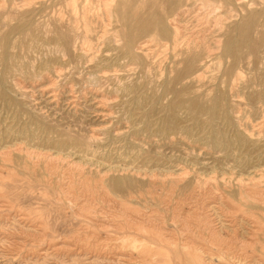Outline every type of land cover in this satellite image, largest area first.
I'll return each mask as SVG.
<instances>
[{
	"label": "rangeland",
	"instance_id": "rangeland-1",
	"mask_svg": "<svg viewBox=\"0 0 264 264\" xmlns=\"http://www.w3.org/2000/svg\"><path fill=\"white\" fill-rule=\"evenodd\" d=\"M200 1L0 0V264H264L239 221L264 215L239 197L264 198V0L174 43Z\"/></svg>",
	"mask_w": 264,
	"mask_h": 264
},
{
	"label": "bare ground",
	"instance_id": "bare-ground-1",
	"mask_svg": "<svg viewBox=\"0 0 264 264\" xmlns=\"http://www.w3.org/2000/svg\"><path fill=\"white\" fill-rule=\"evenodd\" d=\"M200 1V0H199ZM236 1V2H235ZM239 1H242V0H227V5H226V7H225V9L222 11L223 13H224V15H226V16H228V14H231V13H234L235 12V9H237L238 8V3H239ZM236 3V6H235V3ZM77 4V3H76ZM246 5V4H245ZM105 7L104 8H106V7H108V5L107 4H105L104 5ZM247 6V5H246ZM240 7V6H239ZM223 8V5H221V4H218V3H215V2H213V1H207V2H204V1H200L199 2V4L197 5V4H195L193 7H191V9L192 10H180V11H175V12H177V13H175V12H173V13H175L171 18H170V27L172 28V30H173V32H172V40H173V42L175 43L177 40H179L180 39V36H179V34H178V30H179V27H180V24L184 21V19L185 18H187L190 14V11H191V13H195V15H194V17L197 19V18H199L201 15H205L206 13H220L221 12V9ZM187 9H190V8H187ZM244 9V8H243ZM105 13H107L108 15H110V13L109 12H105ZM210 14V15H211ZM251 14V13H250ZM249 14V15H250ZM209 16V15H208ZM107 17V16H106ZM122 18V17H121ZM229 18V17H228ZM249 18V17H248ZM245 19H247V18H245ZM139 21V20H138ZM247 21H248V19H247ZM83 22V21H82ZM137 22V21H136ZM251 22V21H250ZM26 23V22H25ZM24 23V24H25ZM239 23V22H238ZM246 23V22H245ZM27 24V23H26ZM125 24V23H124ZM244 25V24H243ZM15 26V25H14ZM18 26V25H17ZM156 26H157V28H158V30L161 32V34L163 35V36H167L168 34H169V30H168V28H166L165 27V25L163 24V22L161 21V20H158L157 22H156ZM16 27V26H15ZM119 27V26H118ZM149 27V26H148ZM13 29H14V27H13ZM53 30V29H52ZM142 30L143 31H146L145 30V28H142ZM13 31V30H12ZM54 31H56V30H54ZM11 32V31H10ZM60 32L62 33V30H60ZM59 32V33H60ZM64 32V31H63ZM237 32V31H236ZM239 32V31H238ZM58 33V34H59ZM60 33V34H61ZM248 33V32H247ZM250 33V32H249ZM63 34V33H62ZM68 34V33H67ZM160 34V33H159ZM54 35V34H53ZM245 35V34H244ZM66 36V35H65ZM8 39V38H7ZM65 39V38H64ZM260 39H262V38H260ZM51 40V39H50ZM54 40H55V38H54ZM51 41H53V40H51ZM56 41V40H55ZM69 41V40H68ZM109 41V40H108ZM61 42H63V41H61ZM65 42V41H64ZM63 42V43H64ZM52 43V42H51ZM129 43H130V40H128V37L126 38V41H125V43H124V45H123V51L125 52V53H129L128 52V48H129ZM53 44V43H52ZM67 44V43H66ZM70 44V43H69ZM186 44V43H185ZM8 45V44H7ZM234 45L236 46V47H238V48H246L247 49V47H248V52L249 53H251V50H250V48L252 47H249L247 44H246V41H245V39L241 36V35H237V36H235V40H234ZM6 46V45H5ZM71 46V45H70ZM160 46V45H159ZM147 47H148V45H146V43H143L142 45H140V47L138 48V49H140L141 51H144V50H147ZM151 47V46H150ZM255 47V46H254ZM64 48V47H63ZM62 48V49H63ZM67 49V48H66ZM182 51H183V49H182ZM65 52V51H64ZM63 52V53H64ZM138 52V51H137ZM183 52H185V51H183ZM227 52L229 53V54H231V52H229L228 50H227ZM72 53V52H71ZM234 53V52H233ZM142 54V53H141ZM65 55V54H64ZM232 56H231V58H233V62H232V64H234V63H236L237 61H238V59H239V57H238V53H236V51H235V54H231ZM68 56V55H67ZM70 56V55H69ZM258 56V55H257ZM6 57V56H5ZM5 57L3 58V59H5ZM128 57V56H127ZM193 57V56H192ZM192 57H191V59H192ZM8 58V57H7ZM129 58V57H128ZM71 59V58H70ZM179 59H181V58H179ZM243 62V61H242ZM201 66V65H200ZM55 73V72H54ZM102 73V75L104 74H106V72H101ZM192 73V72H191ZM93 75V74H92ZM177 75V74H176ZM251 84H253L252 83V81H251ZM259 84V83H258ZM55 85V84H54ZM83 86V85H82ZM185 90V89H184ZM93 91V90H92ZM90 92V91H89ZM260 92V91H259ZM258 92V93H259ZM176 96V95H175ZM179 97V96H178ZM261 97V96H260ZM101 99V98H100ZM177 99V98H176ZM99 100V99H98ZM179 100V99H178ZM262 100V99H261ZM101 101V100H100ZM252 101V100H251ZM258 101V100H257ZM176 102V101H175ZM257 103V102H256ZM264 103V102H263ZM191 104V103H190ZM195 104H196V102H195ZM173 105V104H172ZM200 105V104H199ZM194 106V105H193ZM201 107V106H200ZM218 107V106H217ZM192 108V107H191ZM193 108H196V107H193ZM189 109V108H188ZM191 110V109H190ZM189 110V111H190ZM194 110V109H193ZM207 111V109H202V108H200V110L199 111ZM217 110H219V108H217ZM198 112V111H197ZM216 112H219V111H216ZM239 139H241V138H239ZM186 174V173H185ZM181 175H183L182 173H181ZM148 180V179H147ZM151 180H152V178H151ZM155 181H157L158 182V180L156 179ZM161 181H163V180H161ZM173 181V180H172ZM171 181V183L173 184V182ZM255 181V180H254ZM149 182V181H148ZM150 182H153V181H150ZM83 184V183H82ZM95 184V183H94ZM126 184H127V180H125V179H115L114 178V180H111V182H110V187L113 189V190H122V188L124 187V186H126ZM164 184V183H163ZM171 184V185H172ZM243 184V183H242ZM149 185V184H148ZM154 185V184H153ZM82 186V185H81ZM85 186V185H84ZM150 187H151V185H149ZM83 187V186H82ZM66 188V187H65ZM148 188V187H147ZM152 188V187H151ZM157 188V187H156ZM250 188V187H249ZM255 188V187H254ZM160 189V188H159ZM64 190V189H63ZM155 190H157V189H155ZM78 191V190H77ZM142 191V190H141ZM147 191V190H146ZM254 191V190H253ZM125 192L126 193H129V191H128V185L125 187ZM156 192V191H155ZM256 192V191H255ZM262 191L260 190V193H261ZM259 193V192H258ZM259 193V194H260ZM141 194H143V193H141ZM147 194V193H146ZM209 194V193H208ZM263 194V193H262ZM149 195V194H148ZM141 196V195H140ZM139 196V197H140ZM131 197H133V195L131 196ZM154 197V196H153ZM221 197L223 198V200H224V196L221 194ZM239 197L242 199V201H244L243 199H245L246 201H248V202H251V203H254L255 205H257V204H260V205H264V198H262L260 195H258V194H255V193H252V192H250L248 189H245L244 191H243V195H241V194H239ZM150 198H151V196H150ZM157 198V197H156ZM155 198V199H156ZM160 198H162V197H160ZM240 198H239V200H240ZM152 199V198H151ZM165 199V198H164ZM153 200V199H152ZM157 200V199H156ZM245 201V202H246ZM85 203V202H84ZM107 203H108V201H107ZM146 203V202H145ZM144 203V204H145ZM226 203V202H225ZM229 203V202H228ZM105 204V203H104ZM201 204V203H200ZM244 204V203H243ZM74 205V204H73ZM106 205V204H105ZM207 205V204H206ZM220 205V204H219ZM223 205H224V203H223ZM88 206V205H87ZM94 207H95V205H93ZM86 207V206H85ZM90 207V206H89ZM97 207V206H96ZM225 207V206H224ZM81 208V207H80ZM248 208V207H247ZM252 208H255V207H252ZM262 208V207H261ZM78 209V208H77ZM95 209V208H94ZM100 209V208H99ZM197 209V208H196ZM207 209V208H206ZM251 209V208H250ZM80 210V209H79ZM92 210V209H91ZM101 210V209H100ZM103 210V209H102ZM93 211V210H92ZM123 211H124V209H123ZM242 211V210H241ZM240 211V212H241ZM85 212V211H84ZM245 212V211H244ZM81 213V212H80ZM87 213H89V212H87ZM95 213H97V212H95ZM99 213V212H98ZM248 213V212H247ZM246 213V214H247ZM259 213V212H258ZM108 214V213H107ZM208 214V213H207ZM246 214H244V215H242L241 214V220H239L240 222H242V223H245L247 226H248V231L247 230H244V229H242L243 231H244V233L246 234V238H251V240L254 238H256V236L258 235L257 233L258 232H262L263 234H264V230L262 229V228H264V215H262V214H260L259 216H258V218H255L254 219V221H250V220H253L252 218L249 220V219H246L247 217H245V215ZM88 215V214H87ZM100 215V214H99ZM101 215H103V214H101ZM143 215H145V213L143 214ZM180 215V214H179ZM212 215V214H211ZM96 216V215H95ZM116 216V215H115ZM114 216V217H115ZM178 215H176V217H177ZM184 216V215H183ZM206 216V215H205ZM209 216V215H208ZM248 216H249V213H248ZM252 216V215H251ZM253 216H254V214H253ZM172 218V217H171ZM182 218V217H181ZM201 218H203V216L201 217ZM254 218V217H253ZM120 219H122L121 217H120ZM173 219V218H172ZM179 219V218H178ZM184 219V218H183ZM141 220H143V219H141ZM185 220V219H184ZM208 220V219H207ZM126 221L127 222H131V223H133V220H131V218H127L126 219ZM174 221V220H173ZM179 221V220H178ZM138 222H140V221H138ZM143 222V221H142ZM153 222V221H152ZM200 222H202L203 223V221H200ZM135 223H136V221H135ZM147 223V222H146ZM145 223V224H146ZM151 223V222H150ZM178 223H180V221L178 222ZM182 223H184V222H182ZM204 223H205V220H204ZM210 223V222H209ZM149 224V223H148ZM201 224V223H200ZM207 224V223H206ZM211 224V223H210ZM219 224V223H218ZM244 224V225H245ZM139 225H140V223H139ZM142 225H143V223H142ZM153 225H155V224H153ZM158 225V224H157ZM157 225H155V226H157ZM161 225V224H160ZM186 225V224H185ZM185 225H183V226H185ZM209 225V224H208ZM212 225V224H211ZM240 225V224H239ZM147 226V225H146ZM182 226V225H181ZM180 226V227H181ZM205 226V225H204ZM171 227H173L172 225H171ZM139 228V227H138ZM143 228V227H142ZM187 228V227H186ZM214 228H215V226H214ZM246 228V227H245ZM143 229H145V227L143 228ZM150 228H148V230H149ZM152 229H154V228H152ZM160 229V228H159ZM177 229H179V228H177ZM185 229V228H184ZM201 229H203L202 227H201ZM213 229V228H212ZM232 229V228H231ZM239 229V228H238ZM138 230V229H137ZM141 230V229H140ZM139 230V231H140ZM174 230H176V229H174ZM209 230V229H208ZM166 231V230H165ZM184 231V230H183ZM199 231V230H198ZM242 231V232H243ZM163 232V231H162ZM180 232V231H179ZM189 232V231H188ZM200 232V231H199ZM202 233L204 232V231H201ZM208 232V235L206 234V236H208V238L210 239V237L211 238H216V237H218L219 236V231H207ZM141 233V232H140ZM147 233V232H146ZM156 233L157 234H159V232H157L156 231ZM166 233H168V232H166ZM185 233V232H184ZM183 233V234H184ZM221 233V232H220ZM153 234V233H152ZM183 234H182V236H183ZM186 234V233H185ZM164 235V234H163ZM171 235V234H170ZM182 236H181V238H182ZM200 236H202V235H200ZM203 236H205V235H203ZM160 237H163V236H160ZM173 237H175V236H173ZM172 237V238H173ZM199 237V236H198ZM220 237V236H219ZM245 237V236H244ZM201 238H203V237H201ZM207 238V239H208ZM160 239H162V238H160ZM164 239H166V238H164ZM169 239H171V238H169ZM175 239V238H174ZM256 239H258V238H256ZM260 240H261V238H259ZM180 240V239H179ZM186 240V239H185ZM222 240V239H221ZM250 240V241H251ZM167 241H168V239H167ZM176 241V240H175ZM186 241H188V240H186ZM211 241V240H210ZM219 241V240H218ZM244 241V240H243ZM248 241H249V239H248ZM256 241V240H255ZM65 242V241H64ZM181 242V241H180ZM208 242H209V240H208ZM217 242V241H216ZM166 243H168V242H166ZM173 243V242H172ZM188 243V242H187ZM186 243V244H187ZM191 243V242H190ZM213 243V242H212ZM227 243H228V241H227ZM233 243V242H232ZM259 243V242H258ZM264 243V242H263ZM180 244V243H179ZM185 244V243H184ZM185 244V245H186ZM195 244H197V243H195ZM51 245V244H50ZM182 245V244H181ZM212 246L214 245V244H211ZM245 245H248V242H247V244L245 243ZM250 245V244H249ZM161 246V245H160ZM174 246H176V245H174ZM218 246H220L219 244H218ZM233 246V245H232ZM251 246V245H250ZM57 247V246H56ZM63 247V246H62ZM70 247V246H69ZM68 247V248H69ZM211 247V246H210ZM241 247V246H240ZM263 247V246H262ZM261 247V248H262ZM72 248V247H71ZM182 248H183V250L184 249H189L187 246H182ZM201 248H203V247H201ZM233 248V247H232ZM199 249H200V247H199ZM199 249H195V251H200ZM212 249H214V248H212ZM215 249H216V247H215ZM230 249V248H229ZM217 250V249H216ZM220 250V249H219ZM219 250H218V252H219ZM261 250H263L264 251V249H261ZM39 251V250H38ZM60 251V250H59ZM62 251H64V250H62ZM205 251V250H204ZM204 251H202V252H200V253H203V254H206ZM71 252V251H70ZM221 252V251H220ZM92 253V252H91ZM90 253V254H91ZM225 253H226V250H225ZM229 253H231V252H229ZM71 254V253H70ZM77 254V253H76ZM202 254V255H203ZM261 254L264 256V252H261ZM81 255V254H80ZM88 255H89V253H88ZM99 255V254H98ZM180 255H182V253L180 254ZM185 255H188V252L185 254ZM211 255V254H210ZM209 255V256H210ZM73 256V255H72ZM81 256H83V255H81ZM102 255H100V257H101ZM122 256V255H121ZM206 256V255H205ZM232 256V255H231ZM230 256V257H231ZM95 257V256H94ZM193 257H195V256H193ZM201 257V256H200ZM200 257H197V259L198 258H200ZM212 257H214V256H212ZM211 256L210 257H207L206 258V260H204V262H201V264H227V263H225L224 261H222V259L221 258H219L218 257V259H216V257L215 258H212ZM226 257V256H225ZM229 257V258H230ZM252 258V257H251ZM126 259V258H125ZM195 259V258H194ZM196 260V259H195ZM194 260V261H195ZM231 260V259H230ZM247 260V259H246ZM261 260V259H260ZM126 261V260H125ZM245 261V260H244ZM143 262V261H142ZM239 262V261H238ZM248 262V261H247ZM193 263V262H192ZM241 263V262H240ZM121 264V263H120ZM139 264H141L140 262H139ZM198 264V263H197ZM229 264V263H228ZM260 264V263H259Z\"/></svg>",
	"mask_w": 264,
	"mask_h": 264
}]
</instances>
